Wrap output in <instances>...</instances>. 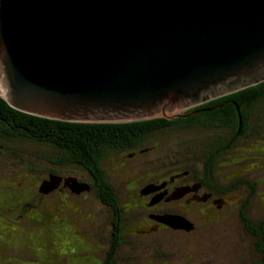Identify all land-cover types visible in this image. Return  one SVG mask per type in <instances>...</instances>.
Masks as SVG:
<instances>
[{
  "label": "water",
  "instance_id": "obj_1",
  "mask_svg": "<svg viewBox=\"0 0 264 264\" xmlns=\"http://www.w3.org/2000/svg\"><path fill=\"white\" fill-rule=\"evenodd\" d=\"M262 82L264 0H0V96L29 115L173 120ZM156 220L195 229L181 215Z\"/></svg>",
  "mask_w": 264,
  "mask_h": 264
},
{
  "label": "rangeland",
  "instance_id": "obj_2",
  "mask_svg": "<svg viewBox=\"0 0 264 264\" xmlns=\"http://www.w3.org/2000/svg\"><path fill=\"white\" fill-rule=\"evenodd\" d=\"M185 113L181 111L178 114ZM193 124L152 132L137 143L136 152L142 150L144 154L134 160L124 157L123 150L116 154L112 148L100 169L108 175L107 181L121 183L124 179L131 185V192L143 189L145 194L155 188L149 185L148 180L159 174H181L180 180L188 181L194 173L191 175L185 170L179 173L180 167L189 166L199 175H208L212 170L214 185L226 192V204L220 210L211 208L209 212L203 210L199 213L180 204L166 203L159 210L183 214L181 216L197 226L196 231L169 230L156 236H145L130 230L126 235L125 232L119 235V243L111 240L112 212L106 210L100 201L105 196L102 188L97 187L78 165L63 164L64 150L37 141L28 144L0 139V144L5 142L6 146L4 156L0 155V176L8 177L6 181L10 185L20 183L21 174H28L31 178L28 179L32 184L28 197L22 198L21 204L7 210L3 217L4 222L17 227L13 238L17 241L20 256L25 259L21 264H29L26 260L33 259L29 245L35 246V264H100L98 258H106L107 255L114 264H263L264 246L260 244L263 232L250 230L260 227L259 223L264 221V130L249 138L237 140L235 137L227 153L209 156L215 148V132ZM253 129L254 123L250 132ZM175 157H178L177 161ZM70 179L92 186L78 194L70 189L69 185L73 184L68 182ZM45 182L48 186L46 193L42 191ZM9 192H16L14 186ZM216 193L213 196L220 197ZM155 197L154 203L161 199L159 195ZM132 199L138 197L133 194ZM247 199L248 207L245 208ZM27 205L35 206V225L29 223L32 219L27 213ZM162 212L157 214L159 218L166 215ZM242 214L248 218L250 228L242 221ZM53 219L57 220L54 224ZM60 219L69 220L65 232L61 231L62 226L56 225ZM136 220V216H131L128 222ZM33 225L34 229H31ZM54 232L56 235L52 234ZM55 238L59 251H52L50 246ZM73 239H81L82 242L75 247L64 245L72 243ZM80 256L94 260L79 261Z\"/></svg>",
  "mask_w": 264,
  "mask_h": 264
},
{
  "label": "trees",
  "instance_id": "obj_3",
  "mask_svg": "<svg viewBox=\"0 0 264 264\" xmlns=\"http://www.w3.org/2000/svg\"><path fill=\"white\" fill-rule=\"evenodd\" d=\"M203 109H208V111L173 120L155 118L128 123H71L40 118L17 111L0 96V134L5 142L35 144L37 141L64 150L65 163L63 164L78 165L88 169L91 175L98 180L96 185L103 188L104 195L112 197L113 190L100 169L101 162L108 157L112 148L115 149L117 146L136 147L138 142L148 138L152 132L163 131L172 126L185 128L195 123L196 126L207 127L215 132V148L210 151L209 156L225 154L230 150L231 140L235 137L237 140L249 138L264 130V82L234 94L211 100L185 111V114ZM252 123H254L255 129L250 132ZM5 142L2 152L6 149ZM21 176V180L31 179L28 174H21ZM231 188L234 189V187ZM223 193L226 192L223 191ZM1 200L10 206L11 202L7 199L6 192L0 194V202ZM248 202L249 199L245 202V208L248 207ZM30 216L31 218L35 217V211L31 212ZM242 219L246 227L250 228L251 224L244 214H242ZM29 223L35 225L31 221ZM34 225L31 229H34ZM258 226L260 227L251 229V232L258 230L259 233L263 232V239L260 242L263 247L264 230L262 229H264V221ZM254 235L256 236V234ZM111 240H113L112 236ZM29 247L32 250L33 259L26 261L29 264H35V246L32 248V245H29ZM262 256L264 262V253ZM23 260L25 259L21 257L19 264Z\"/></svg>",
  "mask_w": 264,
  "mask_h": 264
},
{
  "label": "flooded vegetation",
  "instance_id": "obj_4",
  "mask_svg": "<svg viewBox=\"0 0 264 264\" xmlns=\"http://www.w3.org/2000/svg\"><path fill=\"white\" fill-rule=\"evenodd\" d=\"M0 139L4 141V138L2 137L1 134H0ZM137 146L131 148L128 147L124 148V146H120V147L117 146L115 147L114 150L117 154L118 151L121 149L125 152L124 157L134 160L137 159L138 156L141 157V155L144 154V151L142 150L136 152ZM3 149H4V145L2 143L0 144V155L2 157L4 156V151L3 152L1 151ZM148 150L149 149L147 148L146 151ZM107 159L108 158L106 157L101 163H104ZM175 159L177 161L178 157H175ZM184 167L185 168L183 169L182 167H180L179 173L180 172L182 173L184 170L188 171V173H190L191 175L194 173V176L191 177L190 180L181 181L179 177L181 176V174L180 175L159 174L155 178L148 180L149 185H152L155 188L153 191L151 189L146 194L143 192V189H138V190L135 189L134 190L135 193L131 192V190H129V187L131 185L129 183H126L124 179L121 181V183H114V180L107 181L113 190V196L112 197L103 196L102 199H100V201L102 205L106 207V210L108 209L109 211L112 212L111 234L113 237L112 242L114 241L113 243H119V235L120 234L122 235L123 232H125L126 235L127 232H129L130 230L133 233H137L138 235L142 234L145 236L153 235L156 233L157 234L166 233L169 230L174 231V229H172L171 227L162 224L156 220V217L159 216L157 214L162 212V210H159V207L166 203H173L174 206L176 204H180L184 208L192 209L193 211L196 210L199 213H203V210L209 212V209L211 208H214V210H220L224 207V205L226 204V200L224 197L225 194L223 193V190H219V189L217 190L216 186L214 185L215 179L213 177L212 170L208 172V175L205 174L199 175L195 172V169L189 166H184ZM82 170L85 172L86 175H88V177L90 178V180H92L93 183L96 184L98 182V180L91 175V172L88 171V169L82 168ZM188 173H186V175ZM104 175L105 178L107 179L108 175L106 174ZM7 178L8 177L6 176H0V191H1L0 194L6 192L7 199L11 202L10 206L2 202V200L0 202V264H19L21 258L19 253L20 250H18L17 248V244H16L17 241H15V239L13 238L16 233L17 227L16 225L14 226V224L12 226L9 225V223L4 222L3 217L7 210L18 207L22 202L21 199L22 198L24 199L26 196L28 197L30 192V187H32V184L30 181L22 179V181L17 185H10L6 181ZM11 186H14L16 192L14 193L9 192ZM201 188L204 189L201 190ZM181 191H183L182 194L178 196L175 195L176 193ZM213 193H216L220 197L218 198L214 197ZM133 194H135L138 197V199L133 200L132 199ZM158 195L161 196V199L156 203L152 202L153 198H156L155 196ZM27 206H29L28 209L29 211L27 213H31L35 211V206L32 205H27ZM199 208H201L202 211H199ZM167 211L168 210H166V212H162V214L170 213V211L169 212ZM131 216H136L137 220L135 222H128ZM31 219H32L31 222L35 223V217ZM56 221L57 220L53 219L52 224H54ZM68 222L69 220L60 219L56 225L57 227L62 226L61 231L65 232L66 228L68 227ZM193 225L195 229L191 232L196 231L197 228V226L194 223ZM191 232H187V233H191ZM52 234L56 235L55 232ZM81 242H82L81 239L78 240L73 239L72 243H67L65 245L67 246L69 244L72 245L75 244L73 245L75 247ZM50 246H52V251L53 250L59 251V245L56 242V238L50 242ZM49 248L50 247L48 245V249ZM28 250L30 252L32 251L31 249ZM79 259H80L79 261H83V259H85L84 261L94 260V258L89 256L86 257L80 256ZM98 259L100 264H114V260L109 255H107L106 258H98Z\"/></svg>",
  "mask_w": 264,
  "mask_h": 264
},
{
  "label": "bare ground",
  "instance_id": "obj_5",
  "mask_svg": "<svg viewBox=\"0 0 264 264\" xmlns=\"http://www.w3.org/2000/svg\"><path fill=\"white\" fill-rule=\"evenodd\" d=\"M181 111H186V110H180V111L177 110V111H175L173 114L179 113V112H181ZM179 115H180V114H179ZM183 115H184V114H183ZM185 118H186V117H185ZM70 185L73 186L72 183H71ZM69 187H70V186H69ZM70 189H71V187H70ZM250 231H251V230H250Z\"/></svg>",
  "mask_w": 264,
  "mask_h": 264
}]
</instances>
